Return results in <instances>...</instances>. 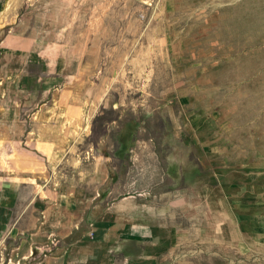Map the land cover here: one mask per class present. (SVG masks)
Segmentation results:
<instances>
[{"label":"rangeland","instance_id":"obj_1","mask_svg":"<svg viewBox=\"0 0 264 264\" xmlns=\"http://www.w3.org/2000/svg\"><path fill=\"white\" fill-rule=\"evenodd\" d=\"M193 2L0 0V38L59 47L65 88L126 129L127 179L170 177L191 226L218 209L238 225L237 247L178 245L174 264H264V0Z\"/></svg>","mask_w":264,"mask_h":264},{"label":"crops","instance_id":"obj_2","mask_svg":"<svg viewBox=\"0 0 264 264\" xmlns=\"http://www.w3.org/2000/svg\"><path fill=\"white\" fill-rule=\"evenodd\" d=\"M60 56L35 30L0 38L2 264H174L178 245L206 250L228 232L237 247L227 212L208 210L191 226L170 177L163 189L127 179L126 129L97 125L95 101L65 88Z\"/></svg>","mask_w":264,"mask_h":264},{"label":"built area","instance_id":"obj_3","mask_svg":"<svg viewBox=\"0 0 264 264\" xmlns=\"http://www.w3.org/2000/svg\"><path fill=\"white\" fill-rule=\"evenodd\" d=\"M57 245V241L53 238L50 240L48 247L45 248L41 254L42 256H47L50 255L52 252V248L55 247ZM30 256H32V254H30ZM3 259L0 258V264H2ZM5 264H19V263H12L11 260H7Z\"/></svg>","mask_w":264,"mask_h":264},{"label":"bare ground","instance_id":"obj_4","mask_svg":"<svg viewBox=\"0 0 264 264\" xmlns=\"http://www.w3.org/2000/svg\"><path fill=\"white\" fill-rule=\"evenodd\" d=\"M197 2H199V0H194V2H193V3H197Z\"/></svg>","mask_w":264,"mask_h":264}]
</instances>
